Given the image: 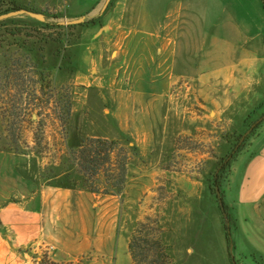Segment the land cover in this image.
I'll return each instance as SVG.
<instances>
[{"label":"rangeland","instance_id":"rangeland-1","mask_svg":"<svg viewBox=\"0 0 264 264\" xmlns=\"http://www.w3.org/2000/svg\"><path fill=\"white\" fill-rule=\"evenodd\" d=\"M5 1L43 20L21 14L0 21V152L26 157L43 184L78 192L82 178L70 153L85 140L114 142L112 165L89 185L100 200H115V229L127 245L137 224L151 219L176 264H264L258 216L231 209L225 200L231 209L225 230L213 185L240 137L264 115V74L239 101L220 107L201 95L198 74L185 76V66L167 75L155 38L119 29L128 21L119 20L120 0H111L103 13L100 0ZM258 7L248 6L250 17ZM244 17L246 41L220 28L195 36L196 43L184 36L183 50H195L199 66H221L252 39L251 50L263 58L264 28L254 29ZM79 19L82 28L42 27ZM230 172L220 173L224 195ZM117 253L125 262L123 248ZM94 260L89 252L81 263Z\"/></svg>","mask_w":264,"mask_h":264},{"label":"crops","instance_id":"crops-1","mask_svg":"<svg viewBox=\"0 0 264 264\" xmlns=\"http://www.w3.org/2000/svg\"><path fill=\"white\" fill-rule=\"evenodd\" d=\"M105 1H99L102 8ZM120 2H124L122 10ZM117 3L122 11L119 20H128L119 29L155 38L167 75L169 68L185 66V76L190 71L193 76L198 74L201 95L213 98L211 101L220 107L228 100L239 101L264 74V57L251 50L252 39L221 66H199L196 51L183 50L184 36L190 35L191 42L196 43L195 36L217 34L220 28V33L237 34L246 41L250 26L242 16L253 20L254 29L264 28L259 0ZM257 3V16L250 17L247 8L251 5L256 9ZM171 39L175 41L173 46ZM200 69L203 74H199ZM27 161L24 156L0 152V264H41V260L51 264H131L126 254L128 245L115 229V200L43 184L32 174ZM225 197L231 209L254 211L264 232V124L232 164ZM120 247L125 262L121 258L119 261ZM43 251L46 254L41 258ZM89 252L99 261L81 263Z\"/></svg>","mask_w":264,"mask_h":264},{"label":"trees","instance_id":"trees-1","mask_svg":"<svg viewBox=\"0 0 264 264\" xmlns=\"http://www.w3.org/2000/svg\"><path fill=\"white\" fill-rule=\"evenodd\" d=\"M264 10V0H259ZM29 12L17 6L12 1L0 0V17L11 14V13H26ZM95 20H89L90 25H93ZM45 32H51L55 30H72L76 26L65 27L58 23H46L42 25ZM77 27H83L78 25ZM47 42L54 43L50 38ZM78 46V45H77ZM74 65L72 62L70 63ZM264 123V115L256 121L255 129L250 133L246 139L240 143L242 137H240L236 147L230 152L226 161L222 163L218 175L213 179V185L215 188L214 195L217 201L218 209L225 220L230 223L231 218L229 216V207L225 203V195L221 190V174L231 167V164L236 160L239 154L245 149V144L249 143L253 136L256 135L257 131L261 128ZM253 124V125H254ZM246 144V145H247ZM99 147H98V146ZM97 146V147H95ZM101 146V147H100ZM115 150V143H108L101 140H85L81 142V145L70 153V156L75 163L78 174L82 178V191H87L92 194H98L97 191L92 190L91 180H95L98 172L107 166L112 165L111 156ZM221 173V174H220ZM60 188L68 190H76L73 186H60ZM216 190L219 192L218 195ZM225 230L229 231V228L225 225ZM227 231V232H228ZM228 234V233H227ZM164 232L157 221L147 219V223L137 224V230L132 236L128 244V255L131 259L132 264H176L175 259L172 255L171 249L164 244L163 238ZM228 243H230V236L227 235ZM230 250V246H229ZM41 264H50L45 260H41Z\"/></svg>","mask_w":264,"mask_h":264},{"label":"water","instance_id":"water-1","mask_svg":"<svg viewBox=\"0 0 264 264\" xmlns=\"http://www.w3.org/2000/svg\"><path fill=\"white\" fill-rule=\"evenodd\" d=\"M111 0H106L104 5H103V8L101 9V13H103L108 5L110 4ZM21 14H25L26 16L30 17V18H33V19H36V20H39V21H42L43 20V16L42 15H39V14H35V13H32V12H26V13H11V14H8V15H5V16H2L0 17V21H4V20H7V19H11L13 17H16V16H19ZM92 18H89L88 20H91ZM83 20L79 19V20H75V21H70V22H65V23H62L61 25L65 26V27H69V26H78V25H82L83 24ZM256 125H252L249 130L245 133V135L242 137L240 143H242L246 137H248L250 135V133L255 129ZM216 193L218 195V191L216 190ZM225 225L226 227H229V222L228 220L225 218Z\"/></svg>","mask_w":264,"mask_h":264}]
</instances>
